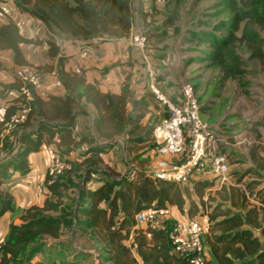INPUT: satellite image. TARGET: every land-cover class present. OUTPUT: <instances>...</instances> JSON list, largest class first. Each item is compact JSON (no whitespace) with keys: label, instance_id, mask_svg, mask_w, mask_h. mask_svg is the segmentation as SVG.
Wrapping results in <instances>:
<instances>
[{"label":"trees","instance_id":"16d2710c","mask_svg":"<svg viewBox=\"0 0 264 264\" xmlns=\"http://www.w3.org/2000/svg\"><path fill=\"white\" fill-rule=\"evenodd\" d=\"M72 1L71 4L67 0H15L22 10L41 19L54 33L88 39L96 36L117 38L127 36L130 32L133 24L131 0ZM219 1L218 13L225 12L228 16L226 19H220L217 24L221 35L208 32L207 37L202 41L207 45L204 51H200L199 57L205 62V67L217 68L224 72V79L230 78L233 71L226 67L225 50L229 44L238 40L245 41L250 51L249 57L259 60L261 67H264V49L255 43L262 42L263 39L252 42L250 34L244 29L237 35L242 23H252L264 28V0ZM144 16L147 26L152 18L147 13ZM36 41L22 37L18 28L9 19L0 24V48L13 50L16 61L20 60L22 44ZM48 44L52 46L50 41ZM54 50H57L56 46ZM24 64L28 63L24 62ZM35 67L41 71V67ZM60 80L69 93L64 97L49 96L46 100L38 97L32 99L31 111L27 120L21 125L29 130L19 135L17 147L12 146L15 135L11 136V134L15 129L1 139L4 147L3 154L9 153L0 161V214L6 210H12V196L2 188V183L9 170L13 169L21 174L28 172L29 166L26 158L28 153L38 151L42 143L54 142L58 154L63 157L77 144L90 140L84 136L75 138L73 135L72 111L82 98L92 104L97 111L94 129L98 137L111 141L123 133L130 132L132 137L127 138L126 142L146 141V134L136 136V131L143 130L141 125L136 124L130 129L125 128L130 121L125 107L127 89L123 88L118 93L102 91L95 85L86 84L81 73L67 71H61ZM196 95L200 104L201 116L213 129L216 128L214 124H211L213 122L209 120L210 118L213 120L219 118L222 121L231 114L221 96H218L222 101L217 106L210 103L211 101L203 102L205 99H200L198 94ZM16 100L18 102L19 98ZM226 107L227 113H223ZM16 108L17 103L15 106L6 107V119ZM250 110L252 113H248L242 119L243 123L262 125L253 117L260 114L264 119V107L259 105ZM204 114L208 115L205 117ZM218 123L222 122L215 124ZM241 134L243 133L233 134L237 136L235 137L236 142L241 139ZM147 139L151 142V146H154L150 133ZM244 143L246 144L237 143L238 146H235L237 150L247 149L248 159L255 165L254 168L248 169L252 178L247 182H242L249 195L254 196V200H249L244 189L239 185L231 184L224 185L216 194L209 197L210 201H215L216 197L224 201L228 200L230 207H222L223 203L215 202L212 209L206 213L210 226L203 237V244L208 249V255H205L203 264H264V156L260 154V145L252 142L248 144L247 141ZM107 145L110 146V143ZM96 147L87 150L90 152L89 155L86 153L82 155L86 156L79 160L67 159L64 156L69 163V168L61 174L65 172L77 174V184L70 186L77 189L78 205L87 201L85 207L76 208L75 224L79 226L84 224V227H80V232L82 231L80 235L92 234L94 238L96 237L109 250L107 260L112 264H138L132 249H135L140 257L141 264H186L184 256L173 252L165 230L151 228L149 224L137 227L134 215L152 205L176 206L179 211L183 212L184 194L189 197V190L182 188L180 183L156 179L142 170L135 171L131 176L127 174L120 176L113 172L112 177H107L99 187L89 189L87 181L91 172L96 171L99 163H105L99 152L103 147L98 145ZM226 155L229 158V152ZM229 159V165L236 160L233 157ZM243 173H248V171ZM61 174L53 177L48 168L44 181L47 192L42 205L25 208L19 217L20 222L9 225L5 241L0 247V264L30 262L31 257L42 245V237L59 238L62 234L61 226L72 222L73 211L69 214L62 213L60 216L51 214L55 210L54 198L61 201L62 190L70 188L67 183L60 181ZM231 174L230 170L229 175ZM261 182L263 185L258 187ZM208 185V182H202L195 184L194 188L200 198V205L203 207L206 202L201 199L200 187L205 188ZM190 203L187 211L188 217L196 215L199 209L191 198ZM79 215L83 219H80ZM147 233L150 235L147 236ZM34 264H41V262Z\"/></svg>","mask_w":264,"mask_h":264},{"label":"crops","instance_id":"0c3cea01","mask_svg":"<svg viewBox=\"0 0 264 264\" xmlns=\"http://www.w3.org/2000/svg\"><path fill=\"white\" fill-rule=\"evenodd\" d=\"M67 1L71 4L73 3L72 0ZM166 5L153 4L151 0H131L130 7L133 24L128 35L137 33H144L145 35L146 32L147 38L143 49L127 45V41L125 40L126 36L117 38H102L96 36L82 39L54 33L41 19L23 10L26 17V25L18 31L22 37L37 41L22 44L19 61L15 60L13 50L0 48V124L6 119V107L15 106L17 103V89L20 83L14 76V71L18 66L24 65V62L34 67H41L40 70L43 75L41 84L32 89V99L38 97L46 100L49 96H66L69 92L60 80L61 71L81 73L85 78L86 84L95 85L102 91L118 93L123 88L127 89L128 95L125 100V107L130 121L125 128L130 129L134 125L139 124L143 127V130L136 131V136L146 134V141L139 143L126 142L127 138L132 137L130 132L123 133L111 141L98 137L94 129L97 111L92 104L82 98L72 111L74 118L73 135L75 138L84 136L90 140L77 144L74 148L70 149L67 155L64 154V156L67 159L79 160L89 155L90 152L87 150L91 148L95 149L97 145L101 146V148L103 147L99 152L105 163H99L96 171L91 172L89 180L87 181L89 189L99 187L107 177H112L111 174L113 172L118 173L120 176L126 174L134 175L137 170L155 171L175 163L178 160L177 157L159 154L157 149L151 146V142L147 139V137L149 138L152 127L162 112L161 104L147 90V83L151 80L150 73L154 74L158 86L171 98H175V89L179 85V81L180 83L183 80L190 81L191 78L188 67L184 66V68L175 69L174 63L170 61L172 58L171 54L162 50L163 42L157 41L163 38L160 31L162 30L161 24L164 21L163 13ZM144 13L151 15L152 18L147 26ZM7 20L8 18H0V24L7 22ZM48 41L52 43V46L48 44ZM262 41L260 47L264 49V39ZM55 46L57 50H54ZM83 51L86 53L85 56L81 55ZM176 56H178V59L182 63L181 55ZM213 86L215 87L216 84ZM228 112L234 115L230 116L229 114L227 119L222 121L219 118L218 120L215 118L211 124L215 125L214 127L219 135L217 147L225 154L229 152V158L233 157V159L235 158L237 160L230 163V170L237 167L236 170L238 173L230 175L233 185L236 186L252 178L249 175L250 172L248 169L251 167L254 168L255 165L248 159L247 149H236L237 147L235 145L243 139L236 142L235 137L237 136L233 134L235 132H242L247 137L245 139L248 144L252 142L261 146L260 154L264 156V119L262 115L258 114L254 117V120L257 119L262 125L253 123L244 124L241 115L238 113L235 114L234 111ZM219 121L222 123L216 125L215 123ZM28 130L29 128L19 126L12 131L14 133L11 136L15 135L13 142V145L15 143V148L18 145L19 135ZM1 141L0 139V158L9 153L6 152V154H3L4 147ZM106 143H110L112 147L109 148V145ZM50 144L55 146L54 142H50ZM118 144L121 145V149H118L120 150V155L116 154ZM140 144H143V146ZM55 148L57 149L56 146ZM84 154L86 155L82 156ZM26 158L29 166L28 172L21 174L19 171L9 170L8 175L2 183V188L12 196V210H6L0 214V233L5 238L9 225L20 222L19 217L25 208L32 205L41 206L45 193L47 192L44 182L48 173L46 151L40 147L38 151L28 153ZM0 161H2V158ZM245 171H248V173H243ZM211 179V171L210 169H206L201 175H195L190 179V184H188L190 187L188 186V189H194L195 184L208 182L209 185L203 188L201 197L205 201L218 191L211 189ZM262 185L263 182L258 187ZM190 198L199 206V217H197L198 215L192 217L187 216L185 206V203L189 206V200L187 198H185L183 212L179 211L176 206L167 205L169 217L179 221L202 218L212 209L215 202L223 203L222 207H230V201H224L218 197H216L215 201H208L212 204L209 208L206 203L205 207L198 203L200 198L189 196ZM144 225L141 224L138 227ZM47 238L51 237L47 236ZM40 249L30 260L31 264L41 262L42 259L40 256L44 250L42 248ZM132 253L137 263L141 264V259L135 249H132ZM205 254L208 255L206 246Z\"/></svg>","mask_w":264,"mask_h":264},{"label":"built area","instance_id":"2783aa9c","mask_svg":"<svg viewBox=\"0 0 264 264\" xmlns=\"http://www.w3.org/2000/svg\"><path fill=\"white\" fill-rule=\"evenodd\" d=\"M169 1L151 0L153 4L159 5ZM0 18H8L18 30L26 25L24 12L15 0H0ZM125 40L127 45L139 49H143L146 43L144 33L129 34ZM81 55L85 56V51ZM14 76L20 83L17 89L19 100L16 110L0 124V139L27 120L31 111L32 89L41 84L43 75L36 67L24 64L15 69ZM150 77L147 90L162 106L161 115L150 132L151 141L159 154L175 156L178 160L165 168L146 170L145 173L156 179L185 184L193 176L210 169L211 189L220 190L224 185H233L228 157L217 147L219 135L216 129L201 116L194 85L189 80H183L175 89V98H171L158 86L154 74L150 73ZM40 147L47 153L48 168L53 177L69 168L68 161L58 154L53 144L42 143ZM239 186L244 189L249 200H254L244 185ZM134 219L137 227L149 224L151 228L165 230L173 252L184 256L186 264L204 263L206 254L203 237L210 226L207 215L179 221L169 217L167 207L152 205L136 212ZM4 241L5 237L0 233V247Z\"/></svg>","mask_w":264,"mask_h":264},{"label":"rangeland","instance_id":"374dc122","mask_svg":"<svg viewBox=\"0 0 264 264\" xmlns=\"http://www.w3.org/2000/svg\"><path fill=\"white\" fill-rule=\"evenodd\" d=\"M218 2L220 1L170 0L167 2V5L165 4L166 7L163 13L164 21L161 24L162 30L160 31L163 38L157 41L163 42L162 50L171 54L172 58L170 61L174 63L175 69L184 68V66L188 67V70L190 69L189 75L192 77L190 81L194 85L199 98L205 99L203 102L208 103V101H211L210 103H213V105L219 106L222 99L218 96H221L224 99V105L228 107V111H234L235 114L238 113L245 118L248 113H252L251 110L248 111L249 109H254L259 105L264 107V67H261L259 60L249 57L250 51L245 41L238 40L229 44L225 50L226 67L233 71V74H230L232 76L228 79H224L225 74L223 71L217 68L209 69L205 67V62L201 61L199 57L201 55L200 51H204L205 45H207L206 42H202L207 37L206 33L212 32L221 35L217 24L220 22V19H226L228 16L225 12L218 13ZM258 6L261 7V4L258 3ZM242 29L250 34V37L253 39L252 42L264 39V28H260L252 23H242L237 35L240 34ZM262 42L255 43L260 46ZM176 55H181L182 63ZM214 84H216L215 88ZM227 107L223 113H227ZM207 115L204 114L205 117ZM231 115L234 114L231 113ZM209 120L213 122V118ZM245 138L247 137L242 134L241 139L243 140L239 141L238 144H246L244 143L247 141ZM140 145L143 146V144ZM120 146L118 144L116 154L120 153V150H118L121 149ZM108 147L110 148L112 145ZM236 169L237 167L231 169L232 174L238 173ZM60 181L67 183L69 186L75 184L77 174L65 172L61 174ZM188 184H190V181L179 185L182 188L188 189ZM200 189L204 190L201 187ZM188 190L190 196L199 198L194 189L191 190L189 188ZM61 194L63 195L61 201L56 197L54 198L55 210L51 214L60 216L62 213L69 214L73 211L72 222L61 226L62 234L59 238L42 237L43 246L40 245V248L44 252L40 256L42 259L41 264H112L107 260L109 250L96 237L94 238L92 234L81 236L80 233L82 231L80 232V227H84V224L82 223L80 226L79 224H75L76 208L85 207L87 201L81 202L78 205L76 200L78 192L74 186H70L68 190H62ZM184 195L189 200V206L185 203L186 210L188 211L191 203L189 197L186 194ZM208 200L209 197L204 202H206L209 208L212 204ZM198 203H200V199ZM196 215H198L197 217L200 216L199 209ZM79 218L83 219L80 215ZM125 243L128 244V241H125ZM40 248H38V251L41 250ZM95 253L98 255V263L95 260ZM23 264H31V262H23Z\"/></svg>","mask_w":264,"mask_h":264},{"label":"water","instance_id":"95a60500","mask_svg":"<svg viewBox=\"0 0 264 264\" xmlns=\"http://www.w3.org/2000/svg\"><path fill=\"white\" fill-rule=\"evenodd\" d=\"M107 144V143H106ZM2 159L4 158V156L3 157H1ZM0 158V159H1ZM95 260H96V262L98 263V255H97V253H95Z\"/></svg>","mask_w":264,"mask_h":264}]
</instances>
